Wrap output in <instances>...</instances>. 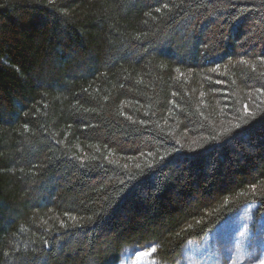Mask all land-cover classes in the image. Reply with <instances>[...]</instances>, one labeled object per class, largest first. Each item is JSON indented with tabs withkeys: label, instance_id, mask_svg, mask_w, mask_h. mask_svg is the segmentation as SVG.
<instances>
[{
	"label": "trees",
	"instance_id": "1",
	"mask_svg": "<svg viewBox=\"0 0 264 264\" xmlns=\"http://www.w3.org/2000/svg\"><path fill=\"white\" fill-rule=\"evenodd\" d=\"M264 215V0H0V264H177Z\"/></svg>",
	"mask_w": 264,
	"mask_h": 264
},
{
	"label": "rangeland",
	"instance_id": "2",
	"mask_svg": "<svg viewBox=\"0 0 264 264\" xmlns=\"http://www.w3.org/2000/svg\"><path fill=\"white\" fill-rule=\"evenodd\" d=\"M249 205L201 241L189 243L177 264H264V215ZM153 246L127 248L119 264H160Z\"/></svg>",
	"mask_w": 264,
	"mask_h": 264
}]
</instances>
